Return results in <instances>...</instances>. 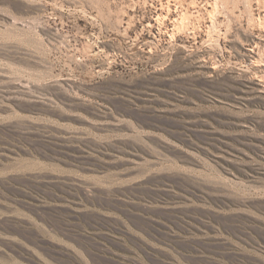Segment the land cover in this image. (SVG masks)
<instances>
[{"label": "rangeland", "instance_id": "obj_1", "mask_svg": "<svg viewBox=\"0 0 264 264\" xmlns=\"http://www.w3.org/2000/svg\"><path fill=\"white\" fill-rule=\"evenodd\" d=\"M256 81L264 0H0V264H264Z\"/></svg>", "mask_w": 264, "mask_h": 264}, {"label": "bare ground", "instance_id": "obj_2", "mask_svg": "<svg viewBox=\"0 0 264 264\" xmlns=\"http://www.w3.org/2000/svg\"><path fill=\"white\" fill-rule=\"evenodd\" d=\"M257 58V57H256ZM258 59V58H257ZM261 60V59H260ZM255 81V80H254ZM257 82V81H256ZM257 86H259V91L264 93V86L260 84V81L256 83ZM257 89V88H256Z\"/></svg>", "mask_w": 264, "mask_h": 264}]
</instances>
